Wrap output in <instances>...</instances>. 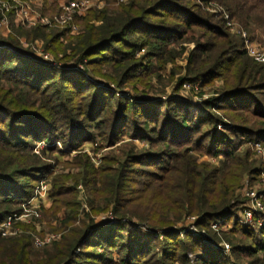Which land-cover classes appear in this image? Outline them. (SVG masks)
Wrapping results in <instances>:
<instances>
[{"label":"trees","instance_id":"trees-1","mask_svg":"<svg viewBox=\"0 0 264 264\" xmlns=\"http://www.w3.org/2000/svg\"><path fill=\"white\" fill-rule=\"evenodd\" d=\"M191 1L128 0L116 8L95 10L90 12L91 17L85 22V28L70 41L61 34L51 36L47 26H15L13 32H0V224L12 217L14 207L27 202L33 183L39 181L42 173L46 172L47 165L41 157V153L46 150L44 148L40 154L36 153L37 144L41 141L47 144L61 142L66 135L69 139L67 145L74 149L86 139V134L83 135L80 129L86 121L91 122L93 127H104L105 116L116 113L117 119L111 126V139L115 143L126 136L131 127L130 134L135 138L154 145H167L164 157L168 159L151 163L166 171L168 176L158 178L149 175L151 179L148 186L145 185L142 189L145 195L139 192L136 196L133 195L136 181L141 180L125 175L124 171L128 168L124 166L117 176L110 177L107 186L110 190L107 192L111 196H103L111 203V212L115 217L132 216L157 228L158 230H152L153 227L148 230L157 240H165L159 247L161 251L156 248L159 241H146L143 234L131 231L132 227L126 228L116 223L99 227L93 223L85 228L72 230L60 242L50 246V250L42 252L26 246L23 239H6L0 234V264H82L83 261L108 264L113 259L103 254L115 251L121 252L122 264H138L151 256L162 260L163 264L167 261L190 264L188 253L194 254L196 264H217L211 260L218 261L217 252L203 247L202 251L196 252L200 245L199 239L186 229H174L173 226L191 215L200 217V227L223 218L231 222L232 216L225 209L234 200L240 182L235 180V183H226V174L218 168L199 165L191 171L187 164L190 154L185 151L186 148L183 151L172 149L187 142V138H181L189 128L184 111L173 105L169 107L166 103L151 106L131 100L132 97H118L104 88L109 85L103 81L97 83L88 76L87 69H84L90 67L92 75L108 82L121 84L125 80L137 81V71L144 67L142 60L145 59L144 56L138 58V52L148 48L151 51L148 56L162 54L160 58L164 63H170L183 53L178 47L192 41L195 48L189 52L188 70L196 72L199 79L205 77L213 80L222 58L219 56L212 59L211 55L218 49L221 53L226 50L230 34L225 27L211 24L203 11L194 12L196 4ZM219 2L239 19L243 15H246L244 18H250L251 14L264 12V0ZM20 36H25L28 40L47 41L46 49L53 51L55 64L36 57L34 52L21 44ZM203 38L207 40L203 42ZM216 39L218 43L215 42ZM214 42L216 44L213 46ZM49 44L55 48H51ZM182 48L184 51L186 47L183 45ZM230 51L233 52V49ZM204 54H209L208 59H200ZM233 54L227 60L231 63L230 67L235 68L239 59L247 61L246 52ZM60 55L62 60H66L64 63L57 62ZM205 64L207 65L204 66ZM257 67L254 65V68ZM135 68L137 71H134ZM245 71L248 73L240 83L237 84V80L225 93L226 105L230 106L228 108L233 107L232 110L250 107L253 114H261L259 104L242 99V95L246 96L254 87L264 88V82L258 83L264 80V72L249 68ZM183 80L184 78L180 79V82ZM171 115L181 120L176 122L170 118ZM178 115L182 116L178 118ZM238 119L249 121L239 116ZM67 122L69 125L65 127ZM119 122L122 126H118ZM242 131L244 137L248 136L245 129ZM211 139H216L214 134ZM247 139L248 142H264V131L256 132L255 139ZM232 144V138L224 132H218L213 157L224 156L230 159L233 164L230 167H235L234 171H237L236 178L245 172L261 176L264 167L250 169L249 154L234 156L238 153L235 152L236 146L230 150ZM55 149L56 147L48 148ZM137 157L134 165L142 163L138 154ZM116 161L120 163V158ZM134 165L127 171L136 170ZM175 171L178 173L177 183L171 181ZM256 176L252 175L251 179H256ZM148 189L153 194L156 189L160 190L163 203L156 202L153 194L152 198L148 196L147 199ZM122 191L133 195L128 208L142 206L145 210L138 213L122 207V202L126 200L121 199ZM135 200L142 202L136 203ZM251 231L256 237L262 236L264 242V226L259 231ZM261 251H264V245Z\"/></svg>","mask_w":264,"mask_h":264},{"label":"rangeland","instance_id":"rangeland-1","mask_svg":"<svg viewBox=\"0 0 264 264\" xmlns=\"http://www.w3.org/2000/svg\"><path fill=\"white\" fill-rule=\"evenodd\" d=\"M94 1L96 2L94 8L83 15L77 16V32L71 33L63 28L50 27L49 34L51 36L61 34L62 37L64 36L70 41L73 36H78L85 28V22L91 17L92 11L116 8L122 4L118 0ZM151 1L155 2L156 0ZM208 1V3H204L199 0H192L191 2L196 4L193 9L194 12L203 11L211 24L216 27H225L230 34L226 41L228 49L226 48L223 53L218 49L211 55L212 59L219 56L222 58L218 66L220 68L215 70L216 74L213 80L205 77L199 79L196 72L191 73L188 70L189 52L195 48V43L192 41L182 43L178 50L183 53L170 63H164L160 58L162 54L148 56L151 52L148 48L138 52V58L145 57L142 64L148 68L143 67V69L141 67L142 69H138L139 71L136 68L134 69V71H137V81L125 80L121 84L108 82L92 75L90 67H84V69H87L88 76L97 83L103 81L109 85V87L104 88H107L118 97H132L131 100L151 106L166 103L169 107L173 105L174 108L184 111L186 123L189 125L187 127L189 128L188 132L184 133L181 138H187V142L184 141L179 147H173L172 149L183 151L186 148L185 151L190 154V160L187 164L191 171L199 165L208 166L211 169L218 168L226 174V183H235V180H237V182H240V187L238 186L235 191L234 200L225 209L226 213L232 216L231 222L223 218L206 227H200L198 226L200 217L191 215L174 225V229L184 228L199 239L200 245L195 250L196 252L202 251L201 247L217 252L218 261L210 257L217 264H264V251H261L264 245L261 239L262 236L258 235L257 238L251 231V229L259 231L260 227L264 226V173L261 176L252 174L257 177L253 179L254 181L251 179V173L248 172L242 173L236 178L237 171H234L235 167H230L233 165L230 159L224 156L213 157L218 132H224L232 138L233 144L230 150L234 146L237 148L235 152L238 154L234 156L248 153L250 169L264 167V142L247 141L249 137L255 139L256 132L264 131V88L254 87L250 89L246 96L242 95V99L257 102L256 105L259 104L261 114L260 112L253 114L250 107L232 110L233 107L228 108L230 106L226 105L227 100L224 96L227 90L230 89V85H233L237 80V84L240 83L241 79L246 76V73H248L245 71L246 68H249V70L260 69L264 72V12L259 11L251 14L250 18H244L243 16L246 15H243L239 19V17L237 18L229 13L226 6L223 3L221 4L219 0ZM47 2L53 11L56 10L58 0H47ZM14 28L15 26L12 28V32ZM3 31L7 30L0 29V32ZM0 35L2 34L0 33ZM19 39L24 47L34 52L36 57L43 60L41 54H46L50 59L56 58L53 51L46 49L47 41L41 39L28 40L25 36H20ZM206 40V38L202 39L203 42ZM215 42L218 43V39ZM215 42L212 44L213 46L216 44ZM183 45L186 47L184 51L182 50ZM49 46L55 48L52 44H49ZM232 49L233 52L230 51ZM234 49H237V51H234ZM234 52L238 54L246 52L245 58H247L246 62L239 59L235 68L234 66L230 67L231 63L227 62L234 55ZM70 53L71 51L68 52V54ZM208 55H201L200 59H208ZM61 56L56 59L58 63L66 61L62 60ZM45 61L50 62V60ZM209 62L210 60L207 64ZM242 63L243 65L240 67ZM253 64L258 67L254 68ZM109 72L111 71L109 70ZM182 78L184 80L180 82ZM260 82H264V80L258 83ZM247 106L249 105L247 104ZM106 116L104 127H99V125L93 127L89 121H86L83 126H79L82 134H86V139L74 149L67 145L69 139L66 135L62 137L61 142L47 144L41 141L37 144L36 153L40 154L44 148L46 150L45 153H41V157L47 165L46 172L42 173L39 181L33 183L27 202L22 206L14 207L12 217L4 224H0V234L3 238L23 239L26 246L42 252L50 250V246L60 242L72 230L82 229L93 223L99 227L116 223L126 228L132 227L130 230L143 234L146 241H159L156 243V248L157 250L159 247L161 248V244L165 240H157V238L150 235L151 233L139 229L143 227L145 229L152 228V225L147 222H140L136 218H132L131 215H129L131 217H115L111 212V203L105 200L103 196L109 194L107 191L110 188H107V186L110 177L117 176L124 166L128 169L131 168V165H134V160L138 158L137 154L141 157L139 160H142V163L134 165L136 170L127 171V169L124 173L129 175L130 178L141 180L136 181V189L132 190L133 195L136 196L135 194H138V192L145 195L146 193L142 189L145 185L148 186L147 183L151 179L149 175L158 178L168 176L166 171L151 165L153 161L168 160L164 157L167 145L163 143L154 145L149 141L135 138L130 134L131 127L128 128L127 135L115 143L111 139V126L117 119V115L114 113L109 117ZM180 116L182 115H178V118ZM238 116L249 121H241ZM170 118L176 122L181 120L173 118L172 115ZM67 125H69L68 122L65 127ZM118 126H122V123L119 122ZM241 128L245 129L248 136L245 135L244 137L242 134L244 131ZM213 134L217 140L214 139L213 141L211 139ZM49 147H56V149L48 150ZM156 156H158V159ZM117 158H120V163L116 161ZM177 174V171L172 173L171 181L174 183L178 182ZM148 190L147 199L148 196L153 194L151 189ZM122 192L121 199H126L124 201L122 199V207H127L131 212L137 211L138 213L145 210L142 206L128 208V202L133 201V198H131L133 195ZM153 198L156 202L163 203L160 190L156 189L154 191ZM135 202L141 203L142 201L135 200ZM114 205L117 206V204ZM257 205H261L263 211H259ZM251 207H257V211H259L258 214L256 213L253 216L252 220L246 215V211ZM153 229L156 230L157 228L153 227ZM38 243H40L39 246ZM103 255L113 259V262L110 261L108 264H122L121 257L123 256L119 251ZM187 255H189L188 258L191 261L190 264H196L194 254L188 253ZM81 263L102 264L101 261L93 263L83 261ZM138 264L163 263L162 260H156L155 256H151L145 262L142 261ZM165 264L186 263L167 261Z\"/></svg>","mask_w":264,"mask_h":264},{"label":"built area","instance_id":"built-area-1","mask_svg":"<svg viewBox=\"0 0 264 264\" xmlns=\"http://www.w3.org/2000/svg\"><path fill=\"white\" fill-rule=\"evenodd\" d=\"M118 1L126 2L127 0ZM48 5L47 0H0V29L12 32L14 26L25 28L47 26L63 28L75 33L78 31L77 16L94 8L96 2L94 0H58L54 11ZM41 55L43 60H50L54 63V59H50L48 55ZM257 207L259 211H263L261 205ZM257 207H251L246 211L250 220L259 212ZM145 231L150 233L148 229Z\"/></svg>","mask_w":264,"mask_h":264}]
</instances>
